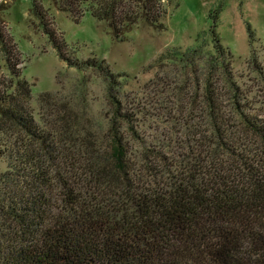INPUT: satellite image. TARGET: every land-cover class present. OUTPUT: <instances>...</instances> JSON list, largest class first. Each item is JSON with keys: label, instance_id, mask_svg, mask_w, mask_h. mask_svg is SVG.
Instances as JSON below:
<instances>
[{"label": "trees", "instance_id": "1", "mask_svg": "<svg viewBox=\"0 0 264 264\" xmlns=\"http://www.w3.org/2000/svg\"><path fill=\"white\" fill-rule=\"evenodd\" d=\"M52 2L77 23L89 12L119 41L140 19L163 27L160 0ZM33 10L60 58L107 79L113 112L106 144L97 148L65 109L50 127L40 125L30 110L22 54L0 18L9 73L2 77L0 65V159L6 164L0 169V264H264V121L239 104L219 39L206 66V114L195 113L191 100L190 115L177 118L186 132L179 143L184 152L168 158L163 144L145 142L133 113L117 100L121 74L103 59L73 57L39 0ZM194 53L178 59L194 66ZM213 73L230 84L231 117ZM239 122L257 139L241 135ZM132 142L142 148L138 156Z\"/></svg>", "mask_w": 264, "mask_h": 264}, {"label": "rangeland", "instance_id": "2", "mask_svg": "<svg viewBox=\"0 0 264 264\" xmlns=\"http://www.w3.org/2000/svg\"><path fill=\"white\" fill-rule=\"evenodd\" d=\"M33 1L0 2L5 7L0 8V18L22 54V75L31 84L30 110L40 125L50 127L61 115L59 108L65 109L78 133H89L92 146L106 144L113 112L107 79L95 70L69 66L60 58L33 10ZM39 1L50 26L73 57L79 61L103 59L113 72L121 74L114 90L117 100L133 113V127L145 142L163 144L168 158L184 152L179 143L186 132L177 118L190 115L187 107L191 100L192 107L199 109L193 110L195 113L200 117L206 114L203 87L208 60L217 56L214 37L230 57L233 82L239 86V104L246 113L264 121V0H160L165 11L160 20L163 27L155 28L140 19L122 41L89 12L77 23L68 13L57 10L52 0ZM191 50L195 51L194 66L178 59ZM163 53V59L156 61ZM0 65L1 76L8 79L1 50ZM213 74L211 81L218 86L224 109L231 117L230 84ZM195 88L198 91L192 97ZM43 92L52 95L40 101ZM239 132L257 139L241 122ZM126 133L130 134L128 129ZM132 148L137 156L141 153L136 142ZM5 165L0 159V169Z\"/></svg>", "mask_w": 264, "mask_h": 264}, {"label": "built area", "instance_id": "3", "mask_svg": "<svg viewBox=\"0 0 264 264\" xmlns=\"http://www.w3.org/2000/svg\"><path fill=\"white\" fill-rule=\"evenodd\" d=\"M2 0H0V2H1Z\"/></svg>", "mask_w": 264, "mask_h": 264}]
</instances>
